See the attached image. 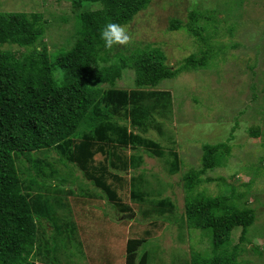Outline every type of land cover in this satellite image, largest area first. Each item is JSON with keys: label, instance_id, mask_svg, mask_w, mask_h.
Segmentation results:
<instances>
[{"label": "rangeland", "instance_id": "1", "mask_svg": "<svg viewBox=\"0 0 264 264\" xmlns=\"http://www.w3.org/2000/svg\"><path fill=\"white\" fill-rule=\"evenodd\" d=\"M98 5L88 0H0V11L40 13L45 25L40 43L47 44L55 55L76 41V15ZM176 19L183 26L172 29ZM187 24L202 27L212 51L206 65L185 69L143 91L139 109L151 114L143 127L130 126V130L160 142L164 154L141 146L123 149L126 156L139 154L143 158L137 168L123 172L125 181L119 188L122 200L133 212L121 213L78 166L64 162L55 150L35 153L53 163L52 168L39 170L41 178L62 186L42 192L57 200L55 207L60 208L55 211L56 219L65 230L56 235V226L47 218L37 221L43 253L37 261H51L47 251L50 242L58 264H125L128 238L146 236L147 230L151 231L146 243L149 264H193V252L211 255V233L191 228L185 221L183 176L202 167L204 144L225 141L229 154L219 166L200 175L195 192L234 195L239 207L255 208L256 218L246 239L240 241L242 227L238 226L231 240L232 245L240 246L239 264H264V0H151L132 21L122 25L130 39L115 44L110 56L121 53L129 57L136 48L159 47L166 64L179 68L189 56L199 57L206 49ZM13 47L17 53L23 51ZM134 86L135 71L127 67L117 87ZM124 111L118 110L116 115L122 118ZM126 120L130 125L131 118ZM254 127L260 131L258 137L252 136ZM173 150L181 165L176 173L171 171ZM19 158L23 161L25 156ZM95 158L99 162L104 155L97 153ZM19 162L20 169L30 165ZM33 172L37 173L36 167ZM140 189L145 191L146 200L131 193ZM166 197L175 202L174 213L160 211L154 202ZM174 216L178 222L173 221Z\"/></svg>", "mask_w": 264, "mask_h": 264}, {"label": "trees", "instance_id": "2", "mask_svg": "<svg viewBox=\"0 0 264 264\" xmlns=\"http://www.w3.org/2000/svg\"><path fill=\"white\" fill-rule=\"evenodd\" d=\"M88 1L99 5L76 15V41L55 55L50 53L47 44L40 43L45 34L40 13L0 11V264L59 263L50 242L47 251L51 261L36 259L43 254L39 219L47 218L56 226V235L65 231L56 219L55 211L60 208L55 207L57 200L52 201L42 192V189L48 191L61 186L41 178L39 170L52 168L53 163L48 158H40L36 152L55 150L64 162L78 166L121 213L133 212V207L122 200L119 188L125 181L123 172L137 168L143 158L139 154L126 156L123 149L141 146L164 154L160 142L130 130V126L143 127L151 114L139 109L143 91L157 87L164 79L173 78L185 69L206 65L212 51L202 27L187 24L189 31L206 44V49L199 57L189 56L179 68L166 64L159 47H139L129 57L121 53L111 57L115 44L106 48L100 30L107 23L121 26L129 23L151 0ZM182 26L177 19L171 25L172 29ZM13 46L22 47L23 51L17 53ZM127 67L135 71V86L118 88L117 81ZM131 104L135 106L128 110ZM121 109L127 112L119 118L116 112ZM251 132L254 137L260 134L255 127ZM203 148L202 167L183 176L187 192L185 221L191 228L211 233L212 253L206 256L193 252V264H239L240 246L232 245L231 234L239 226L242 227L240 241L246 239L256 210L239 207L232 199L234 195L195 192L201 182L200 175L219 166L230 152L225 141L206 143ZM97 153L104 155L99 162L95 158ZM171 153L174 157L171 171L176 173L181 167L180 158L175 150ZM21 156H25L23 161L18 160ZM18 162L30 165L20 169ZM35 167L37 173L33 172ZM141 185V181L137 182L138 188ZM131 193L138 199H147L142 189ZM154 202L160 211L175 212L176 204L170 197ZM173 221L178 222V218L174 216ZM150 235L151 231L147 230L146 236L128 238L125 264L150 263L146 246Z\"/></svg>", "mask_w": 264, "mask_h": 264}, {"label": "clouds", "instance_id": "3", "mask_svg": "<svg viewBox=\"0 0 264 264\" xmlns=\"http://www.w3.org/2000/svg\"><path fill=\"white\" fill-rule=\"evenodd\" d=\"M100 38L104 41V46L110 49L114 44L127 43L130 36L126 33L123 26L117 23H107L100 30Z\"/></svg>", "mask_w": 264, "mask_h": 264}]
</instances>
